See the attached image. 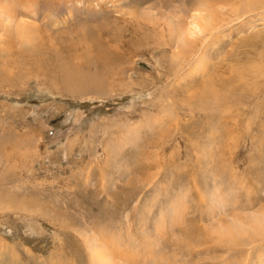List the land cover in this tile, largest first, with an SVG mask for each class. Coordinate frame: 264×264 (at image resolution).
<instances>
[{
    "label": "rangeland",
    "instance_id": "374dc122",
    "mask_svg": "<svg viewBox=\"0 0 264 264\" xmlns=\"http://www.w3.org/2000/svg\"><path fill=\"white\" fill-rule=\"evenodd\" d=\"M0 264H264V0H0Z\"/></svg>",
    "mask_w": 264,
    "mask_h": 264
},
{
    "label": "bare ground",
    "instance_id": "6f19581e",
    "mask_svg": "<svg viewBox=\"0 0 264 264\" xmlns=\"http://www.w3.org/2000/svg\"><path fill=\"white\" fill-rule=\"evenodd\" d=\"M9 4H10V3H9ZM199 20L202 21V20H203L202 17H200ZM194 26H195V28H199V24H197V23H195ZM20 28H21V30H20L21 35H22V34H23V35H26V34H27V33H26V31H27V26H25V24H24V25H22ZM16 29H17V28H16ZM18 31H19V30H18ZM93 260H94V259H93Z\"/></svg>",
    "mask_w": 264,
    "mask_h": 264
}]
</instances>
